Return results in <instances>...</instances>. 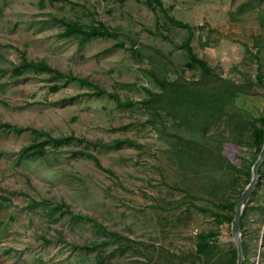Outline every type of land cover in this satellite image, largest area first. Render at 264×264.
<instances>
[{"label": "rangeland", "instance_id": "obj_1", "mask_svg": "<svg viewBox=\"0 0 264 264\" xmlns=\"http://www.w3.org/2000/svg\"><path fill=\"white\" fill-rule=\"evenodd\" d=\"M158 1L0 0V264H236L231 223L214 212L239 198L258 156L264 0ZM68 22L113 35L68 34ZM127 138L135 145L110 144ZM260 169L241 215L243 264H264Z\"/></svg>", "mask_w": 264, "mask_h": 264}, {"label": "trees", "instance_id": "obj_2", "mask_svg": "<svg viewBox=\"0 0 264 264\" xmlns=\"http://www.w3.org/2000/svg\"><path fill=\"white\" fill-rule=\"evenodd\" d=\"M149 5L151 6L152 10H156L157 5H159V1L158 0H146ZM166 20L171 22V24L175 27L178 28H188V25L173 19L171 17H167L165 16ZM65 31L68 34H83L87 37L89 36H97V35H113V33L111 31L108 30L107 27L103 26V25H99V26H88L87 29H84L82 25H79L75 22H68L65 25ZM182 47L184 48L187 56L190 58V60L195 63L196 65H198L201 69L205 70L206 72H210L209 68L207 67L206 63L200 59L193 51L192 48L189 44L188 40H185L182 43ZM22 61H21V66L22 67H29V68H33V69H37V70H41V71H47V72H51L53 74L54 77L57 78H65V79H69V80H76L79 83H83V84H88V85H92L95 87L96 92L94 94L97 95H101V94H105L107 96L113 97L117 106H125V105H133L135 104V102L128 100V101H121L119 99V97L115 94V93H108L105 90L101 89L99 86H97L96 84H94L92 81L82 78V77H76L74 75H72L71 73H67V72H62L56 68H52L50 65H48L46 62L44 61H28L25 59L24 56H21ZM256 122L259 123V125L254 124L253 126V130H252V142L253 145L256 149V154L258 155L261 147L263 145V141H264V113H260L258 115V117L256 118ZM9 127H11L14 130H23V127H18V126H14V125H8ZM119 143H125V144H134L135 142L129 138L127 139H119V140H111L110 144L112 146H115ZM80 154H84L86 157H91L94 158L93 154L89 153V152H79ZM257 156L252 159L248 166H247V175H250V168L253 165V163L255 162ZM262 169H259V174L261 173ZM249 182V181H248ZM239 197V196H238ZM237 200H224L223 202L217 203V207H218V211L214 212V216L215 219L217 221V223L222 222V220H224V218H227L229 224L231 223V220L233 218V211H234V206ZM55 208H60L58 206H55ZM63 209V208H61ZM68 216L72 217V218H76V219H85V220H89L91 221L94 226L102 231H106L105 226L101 223L98 222L95 219H92L86 215L83 214H79V213H73L70 210H66ZM225 213V214H224ZM241 228H242V216H241ZM113 234V233H111ZM212 234H214V232H209V233H205L203 235L199 236V239L201 240V242L198 243V249H201L203 246V242L205 239H207L209 236H211ZM111 239L108 240H103L101 242H94L90 245H83V246H77V245H72L73 247H80L83 248L85 250H91L94 249L98 246H102L108 243H111ZM114 242V241H113ZM205 246V245H204ZM242 248H243V252L245 253L246 250V244L244 242V239H242ZM235 251V249H234ZM232 264H235V262L233 261Z\"/></svg>", "mask_w": 264, "mask_h": 264}, {"label": "water", "instance_id": "obj_3", "mask_svg": "<svg viewBox=\"0 0 264 264\" xmlns=\"http://www.w3.org/2000/svg\"><path fill=\"white\" fill-rule=\"evenodd\" d=\"M263 161H264V141L255 162L251 166V179L248 182V184L245 186L242 193L240 194L234 207L233 219L231 222V236L236 244V251H237L236 264H243V260H244V253L242 248V239L240 232L242 211L246 203L248 202L252 192L254 191L255 185L259 178V169Z\"/></svg>", "mask_w": 264, "mask_h": 264}]
</instances>
